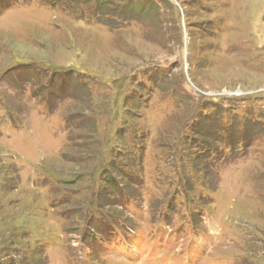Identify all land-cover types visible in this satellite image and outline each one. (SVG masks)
Here are the masks:
<instances>
[{"label":"rangeland","instance_id":"rangeland-1","mask_svg":"<svg viewBox=\"0 0 264 264\" xmlns=\"http://www.w3.org/2000/svg\"><path fill=\"white\" fill-rule=\"evenodd\" d=\"M0 264H264V0H0Z\"/></svg>","mask_w":264,"mask_h":264}]
</instances>
